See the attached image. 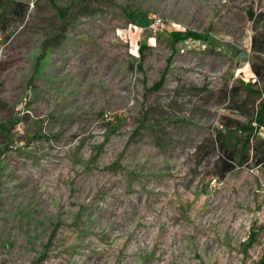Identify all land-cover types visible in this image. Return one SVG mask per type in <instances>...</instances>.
I'll return each mask as SVG.
<instances>
[{
  "label": "rangeland",
  "instance_id": "374dc122",
  "mask_svg": "<svg viewBox=\"0 0 264 264\" xmlns=\"http://www.w3.org/2000/svg\"><path fill=\"white\" fill-rule=\"evenodd\" d=\"M253 66L264 0H0V264H264Z\"/></svg>",
  "mask_w": 264,
  "mask_h": 264
},
{
  "label": "trees",
  "instance_id": "16d2710c",
  "mask_svg": "<svg viewBox=\"0 0 264 264\" xmlns=\"http://www.w3.org/2000/svg\"><path fill=\"white\" fill-rule=\"evenodd\" d=\"M16 8V6H15ZM249 20L255 24V17L252 11L249 10L248 12ZM254 40V39H253ZM253 50L255 49L254 43L252 44ZM253 73L256 75L257 78L264 80V74L258 71L254 66L252 67ZM238 93L237 90H235ZM246 97V96H245ZM249 97H246L244 100H248ZM236 110L243 113L241 106H237ZM247 113H245L246 115ZM251 117L250 114H248ZM254 156L253 160L255 161V166L264 167V139H259L253 146Z\"/></svg>",
  "mask_w": 264,
  "mask_h": 264
},
{
  "label": "built area",
  "instance_id": "2783aa9c",
  "mask_svg": "<svg viewBox=\"0 0 264 264\" xmlns=\"http://www.w3.org/2000/svg\"><path fill=\"white\" fill-rule=\"evenodd\" d=\"M163 23L161 19L155 18L153 20V25L151 27V31L154 35H157L161 32V30L163 29Z\"/></svg>",
  "mask_w": 264,
  "mask_h": 264
},
{
  "label": "water",
  "instance_id": "95a60500",
  "mask_svg": "<svg viewBox=\"0 0 264 264\" xmlns=\"http://www.w3.org/2000/svg\"><path fill=\"white\" fill-rule=\"evenodd\" d=\"M244 56H245V55H244V54H242V55H241V58H244Z\"/></svg>",
  "mask_w": 264,
  "mask_h": 264
}]
</instances>
